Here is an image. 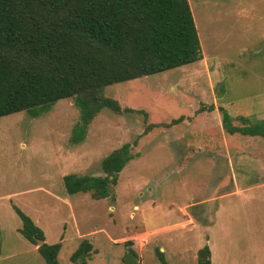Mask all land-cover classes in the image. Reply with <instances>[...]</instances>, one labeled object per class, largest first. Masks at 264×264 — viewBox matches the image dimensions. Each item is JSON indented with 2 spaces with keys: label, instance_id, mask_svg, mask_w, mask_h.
Instances as JSON below:
<instances>
[{
  "label": "rangeland",
  "instance_id": "1",
  "mask_svg": "<svg viewBox=\"0 0 264 264\" xmlns=\"http://www.w3.org/2000/svg\"><path fill=\"white\" fill-rule=\"evenodd\" d=\"M187 3L200 60L102 89L130 112L101 108L77 142L71 99L0 117V264H45L15 209L59 245L57 264H199L203 248L209 264H264V139L221 128V110L232 126L264 120V0ZM124 145L108 197L65 192L63 176H103Z\"/></svg>",
  "mask_w": 264,
  "mask_h": 264
},
{
  "label": "trees",
  "instance_id": "2",
  "mask_svg": "<svg viewBox=\"0 0 264 264\" xmlns=\"http://www.w3.org/2000/svg\"><path fill=\"white\" fill-rule=\"evenodd\" d=\"M200 58L187 0H0V117L22 111L34 117L58 100L71 99L80 113V135L72 139L77 142L101 108L131 111L103 98V88ZM240 122L232 126L221 110L226 134L264 139V120ZM132 158L128 145L122 146L100 162L103 176H63L65 192L89 193L93 200L108 197ZM15 212L20 234L32 244L42 240L40 230ZM58 250V244L37 247L45 264H57ZM90 250L81 241L69 260L76 262Z\"/></svg>",
  "mask_w": 264,
  "mask_h": 264
},
{
  "label": "water",
  "instance_id": "3",
  "mask_svg": "<svg viewBox=\"0 0 264 264\" xmlns=\"http://www.w3.org/2000/svg\"><path fill=\"white\" fill-rule=\"evenodd\" d=\"M35 243H36L37 247H39L42 244V241L35 240ZM207 256H208V254L205 252V248H203L198 254V259L204 260V259H206ZM135 262H136V258L130 253L126 254V256L124 257V260H123V264H135Z\"/></svg>",
  "mask_w": 264,
  "mask_h": 264
}]
</instances>
